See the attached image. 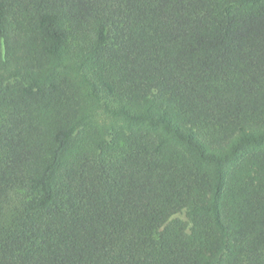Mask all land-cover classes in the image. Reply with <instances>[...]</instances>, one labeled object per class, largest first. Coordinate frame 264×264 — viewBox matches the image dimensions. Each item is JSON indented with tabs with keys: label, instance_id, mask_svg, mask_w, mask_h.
Returning <instances> with one entry per match:
<instances>
[{
	"label": "trees",
	"instance_id": "obj_1",
	"mask_svg": "<svg viewBox=\"0 0 264 264\" xmlns=\"http://www.w3.org/2000/svg\"><path fill=\"white\" fill-rule=\"evenodd\" d=\"M0 264H264V0H0Z\"/></svg>",
	"mask_w": 264,
	"mask_h": 264
}]
</instances>
